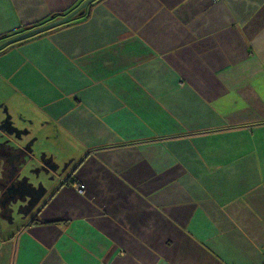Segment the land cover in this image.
<instances>
[{
    "label": "crops",
    "instance_id": "1",
    "mask_svg": "<svg viewBox=\"0 0 264 264\" xmlns=\"http://www.w3.org/2000/svg\"><path fill=\"white\" fill-rule=\"evenodd\" d=\"M85 1L0 0V264H263L264 0H91L6 43Z\"/></svg>",
    "mask_w": 264,
    "mask_h": 264
},
{
    "label": "rangeland",
    "instance_id": "2",
    "mask_svg": "<svg viewBox=\"0 0 264 264\" xmlns=\"http://www.w3.org/2000/svg\"><path fill=\"white\" fill-rule=\"evenodd\" d=\"M37 131L40 132L41 134L42 130L40 128ZM44 134L45 133H43L42 135ZM24 136H25V133H23L21 137L24 138ZM37 144H38L37 140L34 139V141L32 142V146H33V151L36 153V155L35 157L32 158L31 162L25 165H22L23 167L22 171L38 172V177L28 179V183L32 185L50 184L54 182L67 167H71V165L66 161H62V160L55 158L58 156V153H59L56 148H46V147L36 146ZM61 145L62 144L60 143L57 146L60 147ZM38 153H42V154L38 155ZM48 154L52 158H55L57 161L55 164H51V166H53L52 169L50 168L48 169L46 167L47 163H43L44 160L48 158L46 156ZM39 160H41L42 162H39Z\"/></svg>",
    "mask_w": 264,
    "mask_h": 264
},
{
    "label": "water",
    "instance_id": "3",
    "mask_svg": "<svg viewBox=\"0 0 264 264\" xmlns=\"http://www.w3.org/2000/svg\"><path fill=\"white\" fill-rule=\"evenodd\" d=\"M91 0H86L84 3H82L81 5H79L77 8L73 9L70 13H68L67 15H65L63 18L52 21L50 23H47L45 25H41L39 27H35L32 29H29L23 33H19L18 35H15L14 37L10 38L7 42L11 43L13 41L19 40L21 38H24L26 36L32 35L34 33H37L39 31H43L44 29L50 28L54 25H57L59 23H62L64 21H66L70 16H72L73 14H75L78 10H80L83 6H85V4H87L88 2H90Z\"/></svg>",
    "mask_w": 264,
    "mask_h": 264
},
{
    "label": "trees",
    "instance_id": "4",
    "mask_svg": "<svg viewBox=\"0 0 264 264\" xmlns=\"http://www.w3.org/2000/svg\"><path fill=\"white\" fill-rule=\"evenodd\" d=\"M57 14H58V13H54V18L57 17ZM72 16H73V15H72ZM72 16H70V18H68L65 22H68V21L73 20L74 17H72ZM71 18H72V19H71ZM35 26H38V25H34V27H35ZM32 28H33V27H32ZM12 35H13V34H8V33H7V34H4L3 37L6 38V37H9V36H12ZM5 36H6V37H5ZM1 47H3V46L1 45ZM1 47H0V48H1Z\"/></svg>",
    "mask_w": 264,
    "mask_h": 264
},
{
    "label": "built area",
    "instance_id": "5",
    "mask_svg": "<svg viewBox=\"0 0 264 264\" xmlns=\"http://www.w3.org/2000/svg\"><path fill=\"white\" fill-rule=\"evenodd\" d=\"M79 187H80V188H82V187H83V185H79ZM263 264H264V263H263Z\"/></svg>",
    "mask_w": 264,
    "mask_h": 264
}]
</instances>
